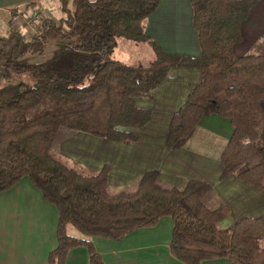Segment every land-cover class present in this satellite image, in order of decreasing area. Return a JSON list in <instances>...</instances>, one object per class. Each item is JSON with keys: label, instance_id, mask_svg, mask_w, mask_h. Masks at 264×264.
Returning <instances> with one entry per match:
<instances>
[{"label": "trees", "instance_id": "16d2710c", "mask_svg": "<svg viewBox=\"0 0 264 264\" xmlns=\"http://www.w3.org/2000/svg\"><path fill=\"white\" fill-rule=\"evenodd\" d=\"M162 1L58 0L61 17H44L29 38L18 29L0 35V193L27 176L57 207L58 246L48 264H66L78 247L89 250L90 264H105L91 238L121 241L163 217L173 220L170 251L183 264H264V216L223 227L230 208L205 203L209 183L190 179L184 189L168 188L148 171L134 190L111 193L109 165L85 174L53 152L61 129L137 142L152 112L136 100L151 97L172 68L194 69L201 80L173 115L167 146L183 147L211 115L227 118L233 133L222 176L264 193V37L256 52H235L243 23L262 0H189L198 58L167 54L147 35L143 22ZM120 39L149 43L155 60L146 68L114 60Z\"/></svg>", "mask_w": 264, "mask_h": 264}, {"label": "crops", "instance_id": "0c3cea01", "mask_svg": "<svg viewBox=\"0 0 264 264\" xmlns=\"http://www.w3.org/2000/svg\"><path fill=\"white\" fill-rule=\"evenodd\" d=\"M33 1L37 5L28 7ZM47 1L0 0L2 35L12 29H30L25 17ZM192 17L189 0H163L143 22V28L165 53L198 58L201 52ZM242 30L243 41L235 47L238 56L250 53L264 37V0L252 9ZM200 80L198 70L177 66L151 97L138 98L137 105L151 110L152 117L144 128L137 130V142H113L69 131L59 141L55 154L85 174H97L109 165L111 193L134 190L148 171H157L159 184L168 188L184 189L190 179L205 181L211 185L205 203L211 208L221 204L230 208L229 216L221 222L223 227L241 218L264 216L262 190L243 184L234 175L222 176L221 157L233 133L227 118L211 115L202 120L183 147L167 146L171 119ZM69 142L75 144L67 145ZM58 221L57 207L46 201L27 176L12 189L0 193V264H48L50 253L58 246ZM173 228L172 218L163 217L157 226L138 229L121 241L91 239L105 264H183L170 251ZM69 233L82 237L73 228ZM66 264H90L89 250L86 247L71 250ZM203 264L229 262L217 259Z\"/></svg>", "mask_w": 264, "mask_h": 264}, {"label": "rangeland", "instance_id": "374dc122", "mask_svg": "<svg viewBox=\"0 0 264 264\" xmlns=\"http://www.w3.org/2000/svg\"><path fill=\"white\" fill-rule=\"evenodd\" d=\"M44 17H51L53 19H59L61 17V11L59 8L58 0H48L47 4L45 6L41 5V7H39L38 9H36V10L33 9V11L30 12L29 15L25 17L24 21L27 24V27H29L31 29L30 30V29L23 27L24 30H22V32L25 34V36L27 38H29L31 34L36 32L37 25H39L41 23V20ZM1 32H3V31H0V35L3 34ZM257 50H258V48L253 49L252 52H256ZM49 52H51V50H49ZM112 58L114 60H118V61H121L123 63L130 64L132 66L146 68V67L150 66V64L155 60V55H154V51L152 50L150 44L147 42L135 43V42H132L129 40L120 39V40H118V46H117ZM68 132H69V130H67V129H61L58 132V135H57L56 140H55L53 147H52L54 153L56 151V146L58 145L59 141ZM76 133H79V132H76ZM71 144H75V143L69 142L67 145H71ZM59 158L61 160H63L65 163H67L69 166H71V167L73 166V168H76L74 165H71V163H69L70 161L69 162L65 161V159L62 157H59ZM78 168H76V169H78ZM224 225L228 226V224H224Z\"/></svg>", "mask_w": 264, "mask_h": 264}]
</instances>
